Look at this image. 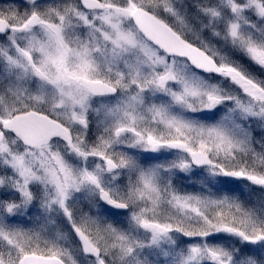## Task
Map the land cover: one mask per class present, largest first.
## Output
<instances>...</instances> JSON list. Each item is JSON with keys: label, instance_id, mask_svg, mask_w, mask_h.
<instances>
[{"label": "snow or ice", "instance_id": "1", "mask_svg": "<svg viewBox=\"0 0 264 264\" xmlns=\"http://www.w3.org/2000/svg\"><path fill=\"white\" fill-rule=\"evenodd\" d=\"M0 264H264V0L0 5Z\"/></svg>", "mask_w": 264, "mask_h": 264}, {"label": "rangeland", "instance_id": "2", "mask_svg": "<svg viewBox=\"0 0 264 264\" xmlns=\"http://www.w3.org/2000/svg\"><path fill=\"white\" fill-rule=\"evenodd\" d=\"M8 3V0H0V5H6ZM23 10V9H22ZM183 175V174H181ZM182 187L187 191H195L197 190L190 182L187 180L178 182Z\"/></svg>", "mask_w": 264, "mask_h": 264}]
</instances>
